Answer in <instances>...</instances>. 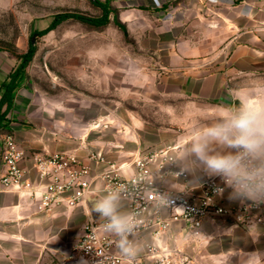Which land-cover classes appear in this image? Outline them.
<instances>
[{
    "label": "crops",
    "instance_id": "1",
    "mask_svg": "<svg viewBox=\"0 0 264 264\" xmlns=\"http://www.w3.org/2000/svg\"><path fill=\"white\" fill-rule=\"evenodd\" d=\"M112 4L118 8L127 35L111 23L106 26L128 39L110 40L105 46L126 47L115 69L128 83L125 87L141 89L149 84L151 94L189 102L184 107L185 129L178 143L162 145L136 139L133 149L118 150L117 154L108 145L102 149L85 147V142L77 139L82 126L77 118L34 121L26 77L14 98L2 101L1 85L19 61L0 49V169L6 134L13 135L24 150L22 166L36 182L32 155L39 151H76L90 163L93 174L115 163L121 175L128 177L135 171L133 159L138 152L172 145L177 147L188 176L169 178L166 184L173 188L198 186L208 172L190 152L193 135L214 124L222 110L236 109L249 96L264 98V0H112ZM67 128L74 131L65 132ZM92 151L105 162L89 160ZM208 151L216 154L226 148L212 143ZM102 185L101 179L95 180V188ZM231 191L225 190L218 202L231 206L246 200L231 198ZM119 208L128 213L127 200L120 199ZM170 213L162 210L165 218ZM86 220L83 204H63L45 211L39 208L36 197L5 189L0 183V264H67ZM153 231L147 230L137 239L142 246L140 253L145 252L147 243H156L181 251L187 258L185 264H264V224L246 227L229 215L219 214L203 219L199 235L189 232L184 220L172 221L159 238Z\"/></svg>",
    "mask_w": 264,
    "mask_h": 264
},
{
    "label": "rangeland",
    "instance_id": "2",
    "mask_svg": "<svg viewBox=\"0 0 264 264\" xmlns=\"http://www.w3.org/2000/svg\"><path fill=\"white\" fill-rule=\"evenodd\" d=\"M96 1L0 0V49L13 55L16 62L30 46L36 50L26 70L33 120L77 118L82 124L77 139L85 142V147L108 145L117 154L118 150L133 149L136 139L177 144L184 133L182 117L189 102L151 94L149 84L141 89L125 87L128 83L115 69L126 47L105 46L110 40L128 39L120 36L113 22L114 28L93 27L69 19L42 32L60 12L100 15Z\"/></svg>",
    "mask_w": 264,
    "mask_h": 264
},
{
    "label": "built area",
    "instance_id": "3",
    "mask_svg": "<svg viewBox=\"0 0 264 264\" xmlns=\"http://www.w3.org/2000/svg\"><path fill=\"white\" fill-rule=\"evenodd\" d=\"M176 149L168 145L138 152L133 159L135 171L128 177L121 175L115 163H108L101 172L93 174L90 163L76 151L43 150L32 155L38 176L36 182L22 166L26 157L24 150L13 135L6 134L2 139L0 183L5 189L36 197L39 208L45 211L63 204L85 205L87 220L72 246L67 264H124L115 238L101 228L105 221H96L88 207L86 196L90 193L102 196L116 192L120 199L127 200L128 213L138 221L135 239L150 229L159 238L168 231L172 221L178 220L186 221L188 231L199 235L203 219L208 215H229L246 227L264 224V202L246 199L231 206L218 202V196L230 189L219 176L207 173L198 186H168L167 179L188 176ZM88 158L105 162V158L94 151ZM96 179H101V188L94 187ZM164 200L168 203L163 204ZM164 208L170 210L169 218L163 216ZM186 260L179 250L170 251L156 243H147L135 264H185Z\"/></svg>",
    "mask_w": 264,
    "mask_h": 264
},
{
    "label": "clouds",
    "instance_id": "4",
    "mask_svg": "<svg viewBox=\"0 0 264 264\" xmlns=\"http://www.w3.org/2000/svg\"><path fill=\"white\" fill-rule=\"evenodd\" d=\"M212 143L226 151L210 154ZM190 152L210 175L223 179L232 190L231 198L264 202V98L249 96L236 109L222 110L214 124L193 135ZM119 200L116 192L105 194L94 202L93 210L105 221L102 230L115 238L124 264H135L142 250L134 236L138 221L120 211Z\"/></svg>",
    "mask_w": 264,
    "mask_h": 264
},
{
    "label": "trees",
    "instance_id": "5",
    "mask_svg": "<svg viewBox=\"0 0 264 264\" xmlns=\"http://www.w3.org/2000/svg\"><path fill=\"white\" fill-rule=\"evenodd\" d=\"M96 2L101 9L100 15L90 16L74 11L60 12L53 15L49 24L44 29H42V32L46 33L52 29H55L63 21L74 19L89 24L93 27H102L113 22L123 31L125 35H127V27L120 20L118 8L113 6L112 0H97ZM35 53V48L30 46L26 53L18 56V65L13 71L10 72L9 79L4 81L1 85L4 88L2 101L10 102L12 98H14L16 91L20 87L21 81L26 77L27 67Z\"/></svg>",
    "mask_w": 264,
    "mask_h": 264
},
{
    "label": "water",
    "instance_id": "6",
    "mask_svg": "<svg viewBox=\"0 0 264 264\" xmlns=\"http://www.w3.org/2000/svg\"><path fill=\"white\" fill-rule=\"evenodd\" d=\"M98 198H101L100 195L98 194H95V193H90L86 196V201H87V204H88V207L92 213V215L94 216V218L96 219V221L100 222L102 221L103 219L99 216V214H97L94 210H93V204L94 202L98 199Z\"/></svg>",
    "mask_w": 264,
    "mask_h": 264
}]
</instances>
